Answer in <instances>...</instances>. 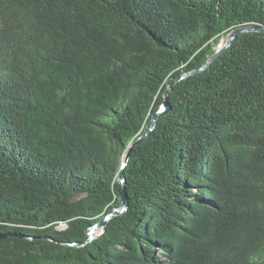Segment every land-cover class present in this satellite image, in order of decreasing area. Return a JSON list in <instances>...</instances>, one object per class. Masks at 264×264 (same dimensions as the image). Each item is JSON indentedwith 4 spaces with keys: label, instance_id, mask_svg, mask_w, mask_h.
<instances>
[{
    "label": "trees",
    "instance_id": "trees-1",
    "mask_svg": "<svg viewBox=\"0 0 264 264\" xmlns=\"http://www.w3.org/2000/svg\"><path fill=\"white\" fill-rule=\"evenodd\" d=\"M247 25L264 0H0V264H264V32L182 78Z\"/></svg>",
    "mask_w": 264,
    "mask_h": 264
},
{
    "label": "water",
    "instance_id": "water-1",
    "mask_svg": "<svg viewBox=\"0 0 264 264\" xmlns=\"http://www.w3.org/2000/svg\"><path fill=\"white\" fill-rule=\"evenodd\" d=\"M249 31H260V32H264V26L261 25H247V26H242V27H238L234 30H232L231 32L228 33V38L226 40V42L220 46L219 44L217 45V50L215 51V53L213 55H211L207 60H205L202 64V66H200L198 69H195L193 71H191L190 73H187L185 75L182 76L186 77L190 74H196L202 70H204L205 68H207L212 62H214L215 60H217L219 58V56L221 54H223L227 48L230 46V44L232 43V40L235 38L237 33H241V32H249ZM171 86H169L166 90H165V95L168 92L169 88ZM169 109V102H168V98L167 96H165V99L163 101V103L160 105V108L158 109L157 112H155L152 116V118L149 120V122L147 123L145 130L143 132V134L129 147L126 155L123 158L122 161V165H121V169L119 170V176H118V180L120 182V184L122 185V189L120 190L119 194L121 196V205L115 209H113V211L109 214H107L104 218H102L96 225H93L90 229H88V234H89V239L88 241L92 240L94 238L91 230L93 228H99L102 229V232L104 230V227L107 223V221L114 216L115 214H120L123 213L128 206V200H127V193H126V189H125V176L123 174V166L126 164L129 155H130V151L132 150L133 146L138 143L140 140H144L146 139L151 130L153 129L157 118L166 113ZM5 235H0V238H5Z\"/></svg>",
    "mask_w": 264,
    "mask_h": 264
},
{
    "label": "rangeland",
    "instance_id": "rangeland-1",
    "mask_svg": "<svg viewBox=\"0 0 264 264\" xmlns=\"http://www.w3.org/2000/svg\"><path fill=\"white\" fill-rule=\"evenodd\" d=\"M227 35H228V34H227ZM227 35L223 36V37L220 39V41H219V45H220V46H222V45L226 42V40H227V38H228ZM91 232H92V234H93L94 237H97V236H99V235L102 233V229H99V228H93V229L91 230Z\"/></svg>",
    "mask_w": 264,
    "mask_h": 264
}]
</instances>
